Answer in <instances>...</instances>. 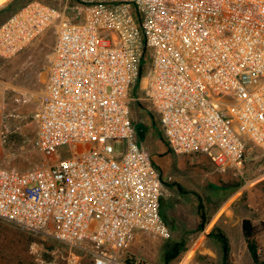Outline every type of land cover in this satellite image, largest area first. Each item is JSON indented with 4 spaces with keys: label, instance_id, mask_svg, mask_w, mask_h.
<instances>
[{
    "label": "built area",
    "instance_id": "1",
    "mask_svg": "<svg viewBox=\"0 0 264 264\" xmlns=\"http://www.w3.org/2000/svg\"><path fill=\"white\" fill-rule=\"evenodd\" d=\"M73 1L79 24L67 0L27 3L0 24V60L54 30L34 112L41 157L22 171L0 166V220L80 248L86 264H147L123 256L126 244L168 230L159 171L129 106L142 122L154 113L175 156L200 153L224 171L241 164L246 144L264 151V0ZM137 83L144 95L132 99ZM111 141L124 142L120 156Z\"/></svg>",
    "mask_w": 264,
    "mask_h": 264
},
{
    "label": "rangeland",
    "instance_id": "2",
    "mask_svg": "<svg viewBox=\"0 0 264 264\" xmlns=\"http://www.w3.org/2000/svg\"><path fill=\"white\" fill-rule=\"evenodd\" d=\"M33 1L60 8L65 4V0H0V24ZM66 6L69 22L79 24L81 7L72 0ZM53 41L54 30L49 28L17 54L0 61V166L4 168L22 171L40 160L32 143L34 112ZM143 95L138 83L129 91L132 99ZM129 108L136 137L159 171L160 214L168 236L137 235L122 255L147 264H254L240 230L246 218L256 226L257 252L264 262V151L250 145L238 167L221 171L203 154H171L154 132V113H146L142 122L136 103L131 102ZM111 145L117 156L123 153V141H111ZM86 147L85 143L65 145L56 156L61 159L69 151L76 154ZM86 245L80 242L81 247ZM89 260L80 248L0 220V264H86Z\"/></svg>",
    "mask_w": 264,
    "mask_h": 264
},
{
    "label": "trees",
    "instance_id": "3",
    "mask_svg": "<svg viewBox=\"0 0 264 264\" xmlns=\"http://www.w3.org/2000/svg\"><path fill=\"white\" fill-rule=\"evenodd\" d=\"M73 1V0H72ZM75 2V1H74ZM51 6V5H50ZM53 7H56V6H53ZM21 8V7H20ZM58 8V7H56ZM19 9V8H18ZM17 9V10H18ZM16 11V10H15ZM14 11V12H15ZM12 14V13H11ZM10 14V15H11ZM147 69H148V62H145V63H142V74L141 75H144L146 72H147ZM137 105V104H136ZM151 113V112H150ZM152 115V113H151ZM156 134L157 135H160V132L159 130L157 129V124L155 126H153ZM162 140V138H161ZM163 141V140H162ZM246 146V150L247 148L249 147L248 144L245 145ZM264 228H262L261 230H263ZM240 230H241V234H242V237L244 239V242H245V245H246V248L249 252V255L253 261L254 264H264V262H261L259 260V256H258V252H257V245H256V240H255V235L257 233V229H256V226L252 224V222L249 220V219H242L241 222H240ZM58 242V241H57ZM60 243V242H59Z\"/></svg>",
    "mask_w": 264,
    "mask_h": 264
},
{
    "label": "crops",
    "instance_id": "4",
    "mask_svg": "<svg viewBox=\"0 0 264 264\" xmlns=\"http://www.w3.org/2000/svg\"><path fill=\"white\" fill-rule=\"evenodd\" d=\"M3 60H5V59H1L0 61H3ZM35 134V133H34ZM34 137V136H33ZM164 143V142H163Z\"/></svg>",
    "mask_w": 264,
    "mask_h": 264
}]
</instances>
